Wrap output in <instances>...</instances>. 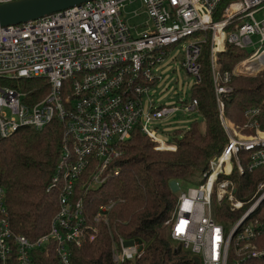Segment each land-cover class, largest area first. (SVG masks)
I'll return each instance as SVG.
<instances>
[{"label": "built area", "instance_id": "1", "mask_svg": "<svg viewBox=\"0 0 264 264\" xmlns=\"http://www.w3.org/2000/svg\"><path fill=\"white\" fill-rule=\"evenodd\" d=\"M10 0H0V3ZM139 2L132 15H144L138 24L124 14L128 3ZM221 0H87L36 19L0 25V141L22 128L42 130L53 119L62 125L61 143L47 191L57 192V209L49 229L34 239L15 232L10 224L6 191L0 185V264H38L52 254L56 264H74L71 248L93 242L99 224L108 229L113 264H125L143 251L138 239L127 240L110 229L114 200L100 204L93 214L85 198L112 174L111 162L120 146L139 129L157 144L174 150L149 130L152 120L180 110L199 113L191 96L183 109L155 106L150 90L160 75L168 48H182V67L201 82L200 55L209 42V66L221 125L227 136L223 150L212 157L196 186L179 190L166 222L173 241L198 255L202 264H264V179L252 196H236L233 175L264 167V131L257 107L244 112V133L225 115L223 98L232 91L233 75L264 70V0H232L220 11ZM261 12L257 18L255 14ZM257 34V40L253 35ZM258 42L247 59L232 71L221 69L219 53L231 43L240 48ZM255 65L245 71L240 66ZM46 81V94L31 101L24 80ZM145 100V101H144ZM163 145H167L164 147ZM164 147V148H163ZM238 215L222 223L213 206ZM262 206V207H261Z\"/></svg>", "mask_w": 264, "mask_h": 264}, {"label": "trees", "instance_id": "2", "mask_svg": "<svg viewBox=\"0 0 264 264\" xmlns=\"http://www.w3.org/2000/svg\"><path fill=\"white\" fill-rule=\"evenodd\" d=\"M232 0H221L219 11ZM251 52L231 43L219 53L221 69L232 71ZM201 82L191 87V96L199 102V113L205 121L204 131L193 121L186 130L175 129L174 150L157 149V144L137 128L121 146V154L110 164L109 171L118 170L107 181L86 196L85 209L93 214L100 204L114 200L109 213L110 229L127 240L143 243L142 253L125 264H202L200 256L184 250L173 241L166 222L173 212L177 196L170 189L173 179L199 183L212 157L227 143L215 101L209 66V42L203 43L200 55ZM0 83L9 84L6 81ZM31 101L47 92L44 79L24 80ZM232 91L223 98L226 117L244 133L247 121L244 112L257 107L256 119L264 131V70L254 76L233 75ZM62 125L53 119L42 130L22 128L0 141V185L6 191L8 217L12 229L34 239L49 229L57 209V192L47 191L58 160ZM236 196L244 201L254 193L258 181L264 179V167L245 175H233ZM262 207V206H261ZM233 214L217 207L215 217L222 223ZM264 236L262 237V239ZM176 245V247L173 246ZM74 264H113L110 256L108 229L99 224L93 242L71 248ZM38 264H56L43 254ZM250 264L261 261L247 260Z\"/></svg>", "mask_w": 264, "mask_h": 264}, {"label": "rangeland", "instance_id": "3", "mask_svg": "<svg viewBox=\"0 0 264 264\" xmlns=\"http://www.w3.org/2000/svg\"><path fill=\"white\" fill-rule=\"evenodd\" d=\"M133 5H128L126 8L129 9ZM257 18L262 16L261 12L255 14ZM141 21L139 17L131 19L132 23H138ZM258 35H253V40H257ZM259 43L256 41L254 44H250L245 47L246 51L250 52ZM241 67V66H240ZM239 67V68H240ZM257 67V66H256ZM156 73L160 75V78L153 83L150 95L151 99L154 100L155 106H178L181 109L190 102L191 99V87L193 85V77L187 74L182 67V48L176 44L173 47L168 48V53L164 58L163 62L156 66ZM255 73V72H251ZM251 73L241 74L250 75ZM254 76V75H251ZM145 101V100H144ZM193 121H197L199 129L204 131L205 121L200 113H191L189 111H178L168 117L152 120L148 127L155 136L164 141L165 143L174 144L175 129L186 130ZM170 150V149H166ZM174 181H177L180 186V190H185L188 187L196 186V182H189L183 180L173 179L170 182V189L175 194L178 195L179 190L175 189ZM213 206L215 205V196H213ZM217 209V208H216ZM245 207L237 212H231L234 215L241 213ZM216 211V210H215ZM234 218V217H232ZM174 247L176 245L173 244ZM185 250V249H184ZM242 264H250L249 262H243Z\"/></svg>", "mask_w": 264, "mask_h": 264}, {"label": "water", "instance_id": "4", "mask_svg": "<svg viewBox=\"0 0 264 264\" xmlns=\"http://www.w3.org/2000/svg\"><path fill=\"white\" fill-rule=\"evenodd\" d=\"M87 0H10L0 3V25L36 19Z\"/></svg>", "mask_w": 264, "mask_h": 264}, {"label": "crops", "instance_id": "5", "mask_svg": "<svg viewBox=\"0 0 264 264\" xmlns=\"http://www.w3.org/2000/svg\"><path fill=\"white\" fill-rule=\"evenodd\" d=\"M128 5H133L131 8H129V9H127L126 7L128 6ZM139 6V2L138 1H134V2H132V3H128L126 6H125V8H124V14H125V16L127 17V19H128V21L130 22V23H132L131 22V19H134V18H136V17H139L140 19H141V21L143 20V17H144V15L142 14V15H138V16H134V15H132V9H134V8H136V7H138ZM141 21H138V23H140ZM138 23H133V24H138Z\"/></svg>", "mask_w": 264, "mask_h": 264}, {"label": "bare ground", "instance_id": "6", "mask_svg": "<svg viewBox=\"0 0 264 264\" xmlns=\"http://www.w3.org/2000/svg\"><path fill=\"white\" fill-rule=\"evenodd\" d=\"M256 68V66L255 65H246V66H242L241 65V67L240 68H238V69H242V70H245V71H251V70H253V69H255ZM164 147H166L167 145H163ZM163 147V148H164Z\"/></svg>", "mask_w": 264, "mask_h": 264}]
</instances>
